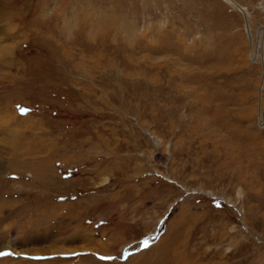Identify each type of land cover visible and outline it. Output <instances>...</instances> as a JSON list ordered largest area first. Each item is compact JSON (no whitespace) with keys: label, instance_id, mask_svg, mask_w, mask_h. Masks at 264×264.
Returning <instances> with one entry per match:
<instances>
[{"label":"rangeland","instance_id":"1","mask_svg":"<svg viewBox=\"0 0 264 264\" xmlns=\"http://www.w3.org/2000/svg\"><path fill=\"white\" fill-rule=\"evenodd\" d=\"M0 264H264V0H0Z\"/></svg>","mask_w":264,"mask_h":264},{"label":"snow or ice","instance_id":"2","mask_svg":"<svg viewBox=\"0 0 264 264\" xmlns=\"http://www.w3.org/2000/svg\"><path fill=\"white\" fill-rule=\"evenodd\" d=\"M23 111V110H22ZM145 246H147V241L144 242Z\"/></svg>","mask_w":264,"mask_h":264}]
</instances>
